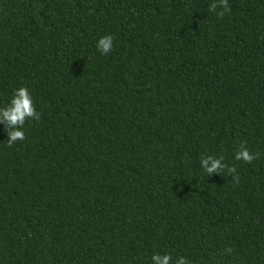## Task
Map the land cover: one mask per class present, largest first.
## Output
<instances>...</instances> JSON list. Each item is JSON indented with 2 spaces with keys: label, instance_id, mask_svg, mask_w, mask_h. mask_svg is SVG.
Returning a JSON list of instances; mask_svg holds the SVG:
<instances>
[{
  "label": "trees",
  "instance_id": "1",
  "mask_svg": "<svg viewBox=\"0 0 264 264\" xmlns=\"http://www.w3.org/2000/svg\"><path fill=\"white\" fill-rule=\"evenodd\" d=\"M213 2L0 0V264H264V0Z\"/></svg>",
  "mask_w": 264,
  "mask_h": 264
},
{
  "label": "clouds",
  "instance_id": "2",
  "mask_svg": "<svg viewBox=\"0 0 264 264\" xmlns=\"http://www.w3.org/2000/svg\"><path fill=\"white\" fill-rule=\"evenodd\" d=\"M222 7L225 11L230 10L228 0H218L209 5V10L216 12L217 8ZM224 12H218V17H223ZM114 37L111 34H106L100 38L97 42V49L103 55H107L113 48ZM28 119H35L39 121L41 114L36 111L33 97L26 86H21L14 90L13 96L9 103L5 107H0V121L5 125L8 132V139L6 141L7 146H12L18 140H24L25 133L23 131V125ZM260 156L259 152L252 153L247 147L246 142L242 141L239 143L238 150L235 152L236 160H243L245 162H252ZM224 157L219 158L213 155L201 156L200 166L209 175L213 172L222 173L227 168L229 174L232 175V180L235 184L239 183L240 177L234 166L229 167L224 162ZM227 252H231L232 249L229 247L226 249ZM155 264H171L172 256L170 253L161 255L160 253H153L151 257ZM176 264H190L186 257L180 256L176 260Z\"/></svg>",
  "mask_w": 264,
  "mask_h": 264
}]
</instances>
